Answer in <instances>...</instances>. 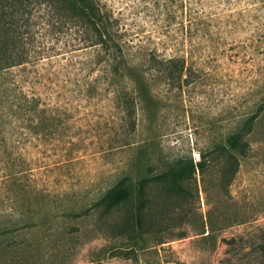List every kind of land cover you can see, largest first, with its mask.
Masks as SVG:
<instances>
[{
    "label": "rangeland",
    "instance_id": "obj_1",
    "mask_svg": "<svg viewBox=\"0 0 264 264\" xmlns=\"http://www.w3.org/2000/svg\"><path fill=\"white\" fill-rule=\"evenodd\" d=\"M98 1L143 74L130 83L128 105L112 68L97 61V47L76 48L69 34L39 30L45 56L13 70L24 91L49 109L50 131L20 134L16 143V128H7L0 213L11 205L4 178L10 159L13 170L24 169L18 182L27 184L15 204L37 209L41 229L34 236L54 226V242L37 243L30 262L15 261L16 253H3L1 245L0 257L9 264H264V112L231 180L222 177L214 153L264 93V18L239 0L209 30L196 31L181 25L180 0ZM182 51L179 81L149 66L151 52ZM177 162L194 165L183 192L149 186L142 221L155 234L136 232L133 241L115 235L125 222L121 212L104 219L99 212L55 215L64 204H89L127 169L137 180L148 167L161 171Z\"/></svg>",
    "mask_w": 264,
    "mask_h": 264
},
{
    "label": "trees",
    "instance_id": "obj_2",
    "mask_svg": "<svg viewBox=\"0 0 264 264\" xmlns=\"http://www.w3.org/2000/svg\"><path fill=\"white\" fill-rule=\"evenodd\" d=\"M238 1L180 0L179 7L184 18L181 25L190 30H209L210 26L214 25L212 21L232 9ZM245 2L250 11H255L254 15L264 18V0ZM219 6L225 9L213 10ZM261 24L264 26V22ZM44 27L71 35L70 38L76 41L73 45H78L76 48L97 47V61L104 62V69L112 68L111 72L117 80V91L123 95L128 105L131 102L129 89L134 87L130 83L143 74L134 58L129 57L131 52L119 35L111 14L98 0H0V146L8 142L7 128H16V143L20 134L25 133L33 137L40 131H50L52 118L47 114L49 109L42 106L39 97L30 96L24 91V86L17 80L13 70L16 66L34 62L45 56L46 50L39 42V30ZM147 57L150 60V68L170 79L181 80L186 60L184 51L169 56L151 52ZM263 112L264 93L254 102V108L242 116L237 128L226 137L225 143L215 147L214 153L225 180H231L237 172L240 158L245 156L249 149L247 135ZM24 129L27 131L24 132ZM199 164L202 165L201 162ZM12 165H15V162L8 159L6 167L10 171L4 174V178L10 182L6 195L11 205L7 212L0 213V245L3 253H16L15 261L30 262L37 243L43 240L53 244L56 228L47 227L46 236H41L40 239L34 236H38L37 231L41 229L35 219L38 210H22L15 204L20 195L27 191V184L18 182L24 176V169L15 171ZM189 165L184 166L177 162L161 171H153L152 167H148L137 180L127 169L118 175L109 187L94 196L89 204L79 208L64 204L57 209L55 215L78 218L91 212H99L98 217L104 219L121 212L125 222L123 228H118L115 235L125 234L127 239L133 241L136 232L141 235L149 232L155 234L156 229L150 230L142 221V211L149 206V186L151 183L166 184L173 187L172 190L177 193L183 192L185 185L182 180L187 177L188 170H194L193 163L190 162ZM117 251L116 254L126 253L124 250ZM0 264L9 263L0 257Z\"/></svg>",
    "mask_w": 264,
    "mask_h": 264
}]
</instances>
